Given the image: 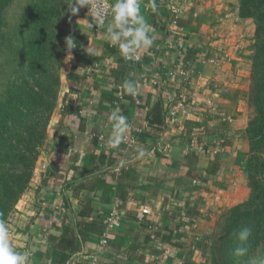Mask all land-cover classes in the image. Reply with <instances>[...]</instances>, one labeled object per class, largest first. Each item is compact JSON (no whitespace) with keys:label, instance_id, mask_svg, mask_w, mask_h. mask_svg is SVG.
Returning <instances> with one entry per match:
<instances>
[{"label":"crops","instance_id":"crops-1","mask_svg":"<svg viewBox=\"0 0 264 264\" xmlns=\"http://www.w3.org/2000/svg\"><path fill=\"white\" fill-rule=\"evenodd\" d=\"M139 3L155 37L139 62L110 44L112 19L89 28L87 6L74 16L77 47L16 206L24 231L13 244L27 264H89L103 238L102 264H212L216 222L251 195L253 19L240 17L239 0H155V13L151 0ZM157 104L162 123L150 118ZM117 108L128 128L112 147ZM112 212L122 217L116 229L106 224Z\"/></svg>","mask_w":264,"mask_h":264},{"label":"trees","instance_id":"trees-1","mask_svg":"<svg viewBox=\"0 0 264 264\" xmlns=\"http://www.w3.org/2000/svg\"><path fill=\"white\" fill-rule=\"evenodd\" d=\"M14 0H0L3 15ZM52 0H32L23 15L30 32L22 51L20 78L0 102V221L7 222L28 190L37 161L48 139V126L57 107L58 71L68 50H53ZM240 17L256 26L249 103L254 110L247 129L249 153L245 163L251 195L217 224L210 243L212 264L264 262V0H239ZM157 104L151 121H164ZM45 117V115H47ZM154 116V117H153ZM249 229L246 240L239 232ZM245 249L237 255V249Z\"/></svg>","mask_w":264,"mask_h":264},{"label":"clouds","instance_id":"clouds-1","mask_svg":"<svg viewBox=\"0 0 264 264\" xmlns=\"http://www.w3.org/2000/svg\"><path fill=\"white\" fill-rule=\"evenodd\" d=\"M92 0H72L68 5V10L72 16H76L81 8L91 7ZM151 11L155 13L157 11L155 0H151ZM112 21L109 23L107 33L109 42L111 45L119 46V51L124 59H138L134 56L137 49L149 48L152 46L155 39L154 36H150L152 32V25L145 21V18L140 14L139 0H116L112 6ZM91 17L93 22L88 24L89 28L93 25L103 24V19L99 12H94ZM69 55L66 57V61L73 59L71 54L72 50L77 47L74 38L70 35L65 38ZM90 54L91 48L85 49ZM125 91L128 94L135 95L134 86L126 82L124 85ZM119 109L110 117L113 121L112 125V137L110 138V145L117 147L124 138V133L128 128L127 118L123 115H119ZM143 155V152L140 153ZM249 235V229L244 228L239 232V239L241 241L246 240ZM245 249L238 248L237 255L243 254ZM29 254L27 252L20 253L14 251L10 246L8 240V229L3 221H0V264H27ZM264 264V262H262Z\"/></svg>","mask_w":264,"mask_h":264},{"label":"rangeland","instance_id":"rangeland-1","mask_svg":"<svg viewBox=\"0 0 264 264\" xmlns=\"http://www.w3.org/2000/svg\"><path fill=\"white\" fill-rule=\"evenodd\" d=\"M31 2L32 0H14L3 15V27L0 32V102L6 98L7 90L18 78H20L24 68V64L22 63V51L24 50L25 41L30 32V26L23 21V15ZM71 2L72 0H52L51 2V12L55 18L54 24L56 25L55 31L52 30L53 45L57 46V48H53V50H68L65 38L70 36L74 26V16H72L71 12L68 10V5ZM67 55L68 54H66V57ZM66 57L58 71L59 87L56 89L57 92H60L61 85L64 83L63 80L66 73L64 63ZM47 116L48 114L45 115V117ZM221 219L222 218L216 222L210 233L209 244L213 239V232ZM23 220L21 216L16 214L15 207L7 222L4 223L8 229L10 246L14 251L15 245L13 243L15 240L13 239H15L18 232L24 231V225H21Z\"/></svg>","mask_w":264,"mask_h":264},{"label":"built area","instance_id":"built-area-1","mask_svg":"<svg viewBox=\"0 0 264 264\" xmlns=\"http://www.w3.org/2000/svg\"><path fill=\"white\" fill-rule=\"evenodd\" d=\"M113 2L111 0H92L91 7H88L89 13L92 15L94 12H99L101 18L103 19V24L109 20L112 19L113 13H112V6ZM171 11L173 14L178 13V11L171 7ZM174 24H177V16L175 17ZM135 57H138V59H130L128 61L131 62H139L142 59V55L140 53V50L137 49V51L134 53ZM230 56L228 54H225V61H230ZM182 75L186 76L187 73L184 71L182 72ZM129 144H135V141L132 139L129 141ZM151 212L148 209H144L141 214H139L138 220L140 223L145 224L147 220V216H149ZM122 220V217L117 212H112L108 219L106 220L107 227L110 229H116L120 226V222ZM155 239V237H153ZM108 239L103 238L100 241L99 248L100 250L90 258L89 264H102L100 262L99 255L102 253L103 247L108 244Z\"/></svg>","mask_w":264,"mask_h":264}]
</instances>
